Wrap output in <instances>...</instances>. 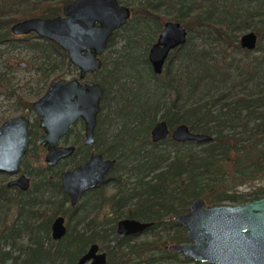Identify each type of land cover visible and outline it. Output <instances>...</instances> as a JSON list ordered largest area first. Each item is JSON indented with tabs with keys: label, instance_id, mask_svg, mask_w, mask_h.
I'll list each match as a JSON object with an SVG mask.
<instances>
[{
	"label": "trees",
	"instance_id": "obj_1",
	"mask_svg": "<svg viewBox=\"0 0 264 264\" xmlns=\"http://www.w3.org/2000/svg\"><path fill=\"white\" fill-rule=\"evenodd\" d=\"M66 1L0 0V19L52 17L61 12ZM125 1L118 0L121 4ZM218 3V0L137 1L131 17L119 29L127 33L123 52L109 60L104 58L103 67L94 75L104 88L103 115L112 114L118 120V128L100 150L106 157L117 160L114 176L118 178L114 182L118 197L101 194L97 205L109 203L116 215L99 219V211L88 217L81 215L79 208L72 209L71 218L76 223L50 248L31 236L26 246L16 249L17 235L0 233V264H73L91 243L100 244L106 251V264H161L178 257L165 245L185 238L174 217L185 211L193 199L217 205L264 197V184L247 192L238 190L252 178L264 179V89H248L235 95L223 89L226 84L232 89L234 83L264 81V0H225L221 7ZM239 9L242 11L238 12ZM165 11H173L172 21L187 29V41L171 51L162 73L156 75L148 61L147 48L162 29L161 15ZM136 17L141 19L134 20ZM248 28L258 36L254 50L242 49L237 40V33ZM147 30V36L142 34ZM194 33L206 36L212 33L223 46L240 50L247 62L232 66L224 57L215 60L207 48L194 42ZM141 39H146L143 50L136 52L134 47ZM54 51L62 63L70 66L59 46L55 45ZM254 51L259 52L258 56H251ZM121 79L124 81L120 82ZM158 115L169 128L185 124L192 131L211 135L212 139L202 143L176 142L168 136L153 143L150 130ZM160 143L171 145L173 151L163 153L158 147ZM82 160L83 156L76 159ZM48 176L46 173L36 178L41 182ZM130 177L135 179L127 185ZM2 188L0 185V195L6 197ZM6 203L9 200L0 199V211L6 210L3 208ZM122 217L152 222L146 230L151 237L133 243L132 238L117 235L114 223ZM86 218L89 219L85 221ZM133 258L135 261L131 263Z\"/></svg>",
	"mask_w": 264,
	"mask_h": 264
},
{
	"label": "water",
	"instance_id": "obj_2",
	"mask_svg": "<svg viewBox=\"0 0 264 264\" xmlns=\"http://www.w3.org/2000/svg\"><path fill=\"white\" fill-rule=\"evenodd\" d=\"M131 16V8L118 0H68L62 6V14L51 18H33L18 22L14 32L34 30L46 36L68 52L70 61L79 70V78L86 72H94L101 67L98 58L113 33L124 26ZM187 41V29L177 21H165L155 42L148 50V61L154 74L162 73L164 64L175 48ZM258 36L254 31L243 33L239 44L247 50H254ZM102 87L93 82L80 84L77 79L58 80L50 86L40 100V114L49 143L45 161L55 164L60 158L72 153L74 147H57V141L64 135L71 123L79 118L85 124V143L93 140L96 117L99 112ZM168 136L176 142H207L212 136L192 131L187 125L179 124L169 128L167 122L159 119L150 130L153 143ZM28 145L27 120L13 118L0 128V171L13 172ZM114 165V160H102L92 156L83 165L61 174L62 186L75 204L79 195L88 188L101 184L103 176ZM23 187L27 179L20 177L13 182ZM11 185V184H9ZM200 198L193 199L187 210L175 217L177 223L186 228L188 243L169 246L170 251L180 253L196 262L210 264H264V197L239 205H205ZM63 219L53 224V237L60 238L65 233ZM150 226L139 220L123 219L117 223L119 235L139 233ZM105 264L106 255L98 252L93 244L75 264Z\"/></svg>",
	"mask_w": 264,
	"mask_h": 264
},
{
	"label": "flooded vegetation",
	"instance_id": "obj_3",
	"mask_svg": "<svg viewBox=\"0 0 264 264\" xmlns=\"http://www.w3.org/2000/svg\"><path fill=\"white\" fill-rule=\"evenodd\" d=\"M58 15L61 14L59 13ZM33 18L51 17L31 16L12 21L10 20L9 16H6L0 19V114L4 112L16 113L12 117H0V128L13 118L23 117L25 118V120H27L28 145L20 159L19 168L13 172L0 171V174H3L5 176H13L12 179L8 180L5 183L4 181H0V185H3L1 191L6 194V197H2L0 195V199L5 198L6 200H9V203H6V205H4L3 207L6 208V210L4 212L0 211V233L6 234L10 232L12 235H17L14 238L16 249L19 246H26L29 243V238L31 236L38 237L36 239L42 241L44 246L47 248H50V245L61 241L66 236L68 231L72 228V226L76 223V219L71 218L73 217V215H71L72 209L79 208L80 214L89 215L88 217L93 216L97 213L96 211H99L101 212L100 214L98 213L99 219L103 216H109V218H113V216H115L116 214H114L113 210L110 209L109 203H106V205L99 207L97 204L98 201L100 202V197L98 199L97 197L101 194L107 197L117 194L118 197V193L116 192V183L114 182V179L118 178L117 175L114 176L117 160L115 158L106 157L100 151L103 146V142L108 140L109 137H107L106 135L104 136V132L102 133L100 129L102 116L105 112V110H102L104 88L99 82L94 79L95 73L103 67L104 53L109 48V42L113 38L116 31L109 38L105 51L98 56L101 61V67L94 72H86L84 77L81 79L79 78L80 70L76 65H74L70 61L68 52L62 47H60L58 44L53 42L51 39L46 36H41L38 32L34 30H29L27 32L13 31V26L18 22ZM55 45L59 46L64 52L65 57L70 66H67L65 63H62V61H60V59L56 57L54 51ZM58 65L63 66L64 70L57 77L50 78V75L54 73L55 68L58 67ZM18 71H21L22 74L17 75V73H19ZM69 71H76L77 73L70 79L64 78V75ZM91 76L92 78H90ZM61 79L66 81H70L71 79H77L80 84L89 82L97 83L103 89V96L99 104L100 109L96 117V125L93 131L92 142L85 143V124L83 122V119L79 118L74 123H71L69 125L68 131L64 135L59 137L56 144L57 147L72 146L74 147V150L70 155L60 158L55 164L50 165L45 161V157L49 152V143L44 140L40 142L41 138L46 135L45 128L42 125L43 116L40 114V100L46 95L50 86ZM78 126H81L83 128V134L81 132H77L75 139L70 144L64 143L66 138L73 132L74 128ZM39 148L45 150V155L43 157L42 162ZM96 155L101 156L102 160H114V165L103 176L102 182L99 186L88 188L87 190L83 191L79 195L76 203L72 204L71 198L69 197V195L66 194L64 187L62 186L61 174L65 171L75 168L76 166L85 164L87 160H89L92 156ZM80 156H83V160L80 162L76 161L77 157ZM66 162H69L72 167L66 168L65 166H61L62 163ZM44 168H47L49 171L45 170ZM46 173H49V176L39 182L36 176H41L42 174ZM20 177H24L27 179V186L23 187L19 184L13 183L17 181V179H19ZM130 179H132V182L130 181ZM130 179L129 181L125 182L127 183V185L132 184L135 178L130 177ZM56 183H58V185H56ZM109 185L112 186L113 191L107 194L106 188ZM260 198H251L246 201H243L242 203H232L226 205L234 206L244 204ZM205 205L207 207L212 204L206 203ZM222 205L225 204L222 203L214 206ZM106 207L109 211L108 213H103ZM13 208L14 210H16V214L14 213V217L11 216L10 218L9 212ZM122 209H126V207ZM179 214H176L175 217ZM175 217L174 221L176 223V226L181 228V231L184 232L185 236L186 228L181 224L177 223ZM58 218L63 219L62 225L65 227V233L60 238L55 239L53 237L52 227L54 222ZM87 219L89 218H86L85 221ZM123 219L139 220L130 217L118 218L114 223L115 232L117 228V223ZM139 221L149 223L150 226L152 225V222L142 220ZM84 223L85 222H83L82 224L84 225ZM148 228L139 233L137 232L134 234L120 236H128L133 240V238L139 236L142 233H149L151 237L150 231H146ZM23 235H26L27 237L26 244L16 245V241H18V239H20ZM132 240L131 242H133ZM188 242L189 241L185 236V238L179 243H167L165 245V248L173 254L183 256L180 253L170 251L169 246ZM93 244H96L98 246V252L105 253L107 262L106 251L101 248L100 244L91 243L73 264H75L79 260V258L84 255L88 251L89 247ZM9 248L10 247L8 246L7 249ZM14 252L15 253L13 254L15 255L17 251ZM183 258L185 260H189V258H186L184 256ZM133 260L135 261L134 258ZM91 261L92 260H90L86 264H90ZM193 263L210 264L207 262L202 263L196 261H193Z\"/></svg>",
	"mask_w": 264,
	"mask_h": 264
},
{
	"label": "rangeland",
	"instance_id": "obj_4",
	"mask_svg": "<svg viewBox=\"0 0 264 264\" xmlns=\"http://www.w3.org/2000/svg\"><path fill=\"white\" fill-rule=\"evenodd\" d=\"M137 1L138 0H126L125 2H127V3L122 2V4L129 6L131 9H133V7L137 3ZM224 1L225 0H218L219 7L222 6ZM241 11H242V9H239L238 12H241ZM60 14H62V13L60 12ZM174 14L175 13L173 11H165L161 15L162 19H163L162 23H164L165 21H168V20H172ZM139 19H141V18L136 17L134 20H139ZM132 23L134 24V22H132ZM247 31H250V28L245 29L244 31L242 30L241 32H238L237 33V35H238L237 40L239 41L240 36ZM147 32H148V30L142 31V34H145V36H147ZM194 34L196 36L194 38V42L197 43L200 47L207 48L210 52L211 57L214 58L215 60H220V59H222V57H224L225 62H232V66H237V65L243 66V63L247 62L245 56L243 55V53L240 50H238L237 48H235L233 46H230V47L223 46L221 43H219L218 41L215 40V37L212 33L209 36H206L205 34H199V33H197V34L194 33ZM126 36H127V33L123 32L122 30H119V34L114 37V44L111 47H109L106 50V52L104 53V58L109 60L110 58H115V57H117L118 54H121L123 52V46H124V42L126 40ZM145 40L146 39H141L139 41V43L136 44L135 47L133 45L134 50L136 52H142L141 50H143ZM148 49H149V47L147 48V50ZM258 54H259L258 51H254L251 56L252 57L258 56ZM63 70H64V67L61 65H58V67L55 68L54 73H52L50 75V78L57 77L58 75H60L62 73ZM18 72L19 73H17V75L22 74L21 71H18ZM76 73H77L76 71H73V72L69 71L68 73H66L64 75V78L70 79L71 77L75 76ZM90 78H92V76ZM123 81L124 80L121 79L120 82H123ZM234 84H235V86L232 89L230 88V84H226L223 89L226 90L227 92H229L230 94H233V95L242 93L244 91H247L248 89H252L254 91H257L260 88L264 89V81L263 80H260L259 82H256V80H254L253 82H250V83L243 82V84H241V85L240 84L236 85V83H234ZM116 87H117L116 85L113 86L114 91H115ZM15 114H16L15 112H4V113L0 114V117H2V116L3 117H12ZM159 116L160 115L157 116V120L159 119ZM100 127H101L100 129H101L102 133L104 132V136L106 135L107 137H110L118 128V120L116 118H114L112 116V114H107L106 116L103 115ZM77 132H81L83 134V128L81 126L75 127L73 132L66 138L64 143L70 144L75 139ZM158 147L165 154H168L169 152L173 151V147L169 144H166V143H160ZM39 152H40V157H41V162H42L43 157L45 155V150L42 148H39ZM61 166H65L66 168L72 167L69 162L62 163ZM12 178H13V176H8V175L5 176L3 174H0V181H4V183L7 182L8 180L12 179ZM131 180L132 179H130V181ZM261 184H264V179L262 177L252 178L251 180H249V182H247L244 185H242L241 187H239L238 190L240 192H247L248 190H250V188H254L257 185H261ZM112 191H113L112 186L109 185L106 188L107 194L111 193ZM223 204H232V202L224 201ZM108 211L109 210L106 207L104 209L103 213H108ZM14 213L16 214V210H14V208H13L9 212L10 218H11V216L14 215ZM149 238H150L149 233H142L139 236L133 238L132 241L133 242H139V241L149 239ZM26 242H27V237H26V235H23L20 239H18V241H16V245H22V244L24 245V244H26ZM169 243H170V241H168V244ZM133 261L134 260L132 259L131 263H133ZM161 264H194V263L190 259L185 260L183 258V256H178L175 258L168 259L166 261L163 260L161 262Z\"/></svg>",
	"mask_w": 264,
	"mask_h": 264
}]
</instances>
